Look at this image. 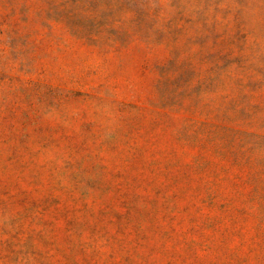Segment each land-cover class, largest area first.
<instances>
[{
	"label": "rangeland",
	"instance_id": "rangeland-1",
	"mask_svg": "<svg viewBox=\"0 0 264 264\" xmlns=\"http://www.w3.org/2000/svg\"><path fill=\"white\" fill-rule=\"evenodd\" d=\"M0 264H264V0H0Z\"/></svg>",
	"mask_w": 264,
	"mask_h": 264
}]
</instances>
